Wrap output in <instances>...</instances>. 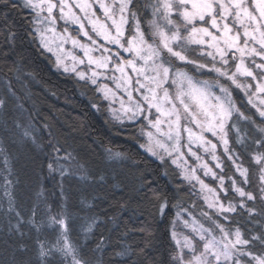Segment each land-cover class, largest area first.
Here are the masks:
<instances>
[{
  "label": "trees",
  "instance_id": "16d2710c",
  "mask_svg": "<svg viewBox=\"0 0 264 264\" xmlns=\"http://www.w3.org/2000/svg\"><path fill=\"white\" fill-rule=\"evenodd\" d=\"M151 1L130 4L146 37ZM5 4L0 0V264H72L54 247L63 244L64 229L53 217L65 220L81 264H176V214L204 209L194 184L168 159L143 152L140 122H115L95 86L56 70L38 43L33 14ZM241 109L250 119L237 131L229 123V146L248 169L254 199L239 201L230 189L220 194L236 203L220 223L240 228L250 242L245 250L261 255L264 199L252 158L264 155V121L242 102ZM223 167L233 173L227 161Z\"/></svg>",
  "mask_w": 264,
  "mask_h": 264
},
{
  "label": "snow or ice",
  "instance_id": "6c2138e0",
  "mask_svg": "<svg viewBox=\"0 0 264 264\" xmlns=\"http://www.w3.org/2000/svg\"><path fill=\"white\" fill-rule=\"evenodd\" d=\"M9 2L11 0H6L5 6ZM96 3L99 4L106 20L111 21L110 26L106 22L101 23L99 18L92 19V17H96V12L92 10L93 4L89 0L75 3V7L84 14L83 17L73 11V6L68 3V0H58V3L55 0H24V6L35 13L38 22L41 14L46 12L47 15L43 19L51 25H55L56 17L53 13L54 9L59 8L61 20L79 25L80 33L91 41L90 44L81 43L72 37L68 34L67 28H65V36L61 39L64 43L71 40L74 47H79L89 66L95 65L97 69H107L110 64L114 63L115 71L121 73L122 79V83H116V88L122 89L127 96V102L120 98L121 108L129 120L134 121L137 117H142L147 121L149 130L144 134L147 136L148 143L142 147H146L152 155H159L158 150H162L170 157L175 153L172 163L179 166L180 161L187 164L182 148H187L188 154L195 157L197 161L201 160L197 152L193 151V145H196L203 148L205 153H209L216 160L218 159L215 155L217 145L205 133H210L212 137L219 139L224 146L225 153H229L226 125L234 113L238 114L240 119L247 120L250 117L240 111L232 99L229 87L222 84L219 79L215 81L198 80L189 72L178 67L175 61L179 60L185 64L195 65L197 70L207 67L206 64L189 59L185 54L188 50L187 45L207 44L209 48L215 49V52L206 53L207 56L212 57L214 62L209 69L210 72L214 71L218 77L226 78L238 88L243 87L238 83V75L252 77L257 81L255 92L252 95L264 93V62H255V57L264 61V0H162V2L158 0V3L153 6V15L156 18L149 21L151 39L146 38L145 32L141 31L140 22L137 20L135 35L128 37L126 43L123 39L125 38L124 25L128 23L126 13L130 14L133 20H136L137 17V14L130 10L132 0H112L111 3H106L105 0H96ZM13 7H15L14 4ZM161 9H163L162 13ZM173 13L183 23L172 19ZM83 20H88L92 32L103 41L102 44L85 30ZM229 20L232 21L231 25L228 23ZM197 22L210 23L211 28L215 29L219 35L214 34L208 27H198ZM182 28L186 31V35L182 34ZM241 28L243 29V38L240 32ZM112 29L115 30L114 33ZM47 30L55 31L54 27ZM205 37H210V40H206ZM107 45L116 46L118 51L113 52ZM44 46L47 47V44ZM57 47L63 50L62 45H57ZM48 50L52 49L48 48ZM95 51H100V55L93 56L92 53ZM124 53H127L131 58L125 59ZM236 53H239V57L236 56ZM230 54L233 60L238 59L239 61L236 63L235 71L231 73L227 67ZM217 56L220 58V67H217L215 63ZM245 58L252 60L255 68L260 70L259 75L254 74V71L245 65ZM73 59L77 58L73 57ZM78 62L83 64L85 60L79 59ZM127 67H131L137 77L135 84L138 87L136 88L131 87V77L125 72ZM73 71L76 69L73 68ZM100 74L97 71H92L90 79L93 84L97 83L95 77ZM77 75L80 79H85V73L77 72ZM112 79L117 80L116 77H112ZM104 87L107 88V85ZM216 87L219 88L220 94H216L213 90ZM244 90L247 91V88ZM108 91L112 90L108 89ZM133 92L136 93V96L133 95ZM112 95L115 97L117 93L113 91ZM249 103H252L259 115L264 117V108L253 103L251 96ZM260 104L264 105V99L260 100ZM153 109L157 114L154 120L151 119ZM145 112L147 115L144 114ZM165 125L166 130L162 127ZM152 129L155 131L153 132ZM183 133H187V143H183ZM160 158L163 159L162 156ZM229 159H233V157L229 155ZM254 159L259 164L264 162V155L255 156ZM233 163H235L234 160ZM216 166L220 167V163H217ZM199 167L205 169V175L211 172L207 163L201 164ZM236 168L240 176L244 178V183H248V169L241 165H236ZM196 171L195 167L186 170L184 178L189 182L197 181L201 185L202 191L207 189L208 193L214 197L209 202L208 197L205 196L208 208L218 207V214L235 212L236 207L231 202L227 206L219 203L216 190L208 187L196 175ZM261 172L264 173V169H261ZM211 174L213 178H216L214 172ZM219 179L220 190L225 191V195H227L223 186V177ZM260 180L264 184V174L260 176ZM5 182L9 181L6 179ZM232 185L233 191L240 197L247 196L248 200L254 199L253 195L246 192L235 180L232 181ZM166 207V202L160 205L161 213ZM240 207H245L243 201H241ZM203 215L211 219L207 212H204ZM53 222L64 229L61 233L63 244L61 245L60 239H58L54 245L56 251L61 252L66 258L70 257L72 264H81V261L77 259L76 249L68 238L65 220L63 218L57 220L53 217ZM212 223L215 225L214 228H205L203 224H199L195 220L191 222L193 238L185 236L182 245L179 240L176 241L180 246V251L173 259L178 264H242L241 256L249 257L251 264H264V254L256 255L245 250L243 246L250 242L243 238L240 228L237 227L232 231L215 220ZM185 226H189L188 221H185ZM216 229L219 230V235L216 234ZM173 236L175 238V233ZM196 237L199 242H202V249L199 251L195 242ZM253 239H259V237H253ZM47 254L42 246L40 255Z\"/></svg>",
  "mask_w": 264,
  "mask_h": 264
},
{
  "label": "rangeland",
  "instance_id": "374dc122",
  "mask_svg": "<svg viewBox=\"0 0 264 264\" xmlns=\"http://www.w3.org/2000/svg\"><path fill=\"white\" fill-rule=\"evenodd\" d=\"M12 1L18 2L24 8H26L24 6V0H12ZM55 2L58 3V0H55ZM78 2H81V0H68V3L73 6V11H75L77 15L83 17L84 14L82 12H80L79 8L75 7V3H78ZM89 2L93 4L92 10H94L96 12V17H92V19L99 18L101 23L106 22L110 26L111 21L106 20V18L103 15V11L99 8V4L96 3V0H89ZM105 2L111 3L112 0H105ZM159 2H162V0H159ZM157 3H158V0H152L150 8L147 9L148 15L150 17L149 21L156 18L153 15V13H154V7L153 6L156 5ZM26 9L33 14L34 32H35V35L37 37L38 43L46 53H48L52 56V58L54 60L55 69L58 71H61L64 74H72L79 81H87L92 86H95L97 88V93L100 95L102 101H104L107 104L109 114L115 122H117V123L140 122L142 128L144 129V131L141 132V137L143 138L145 145H147L148 139H147V136L144 134L146 131L149 130L148 126H147V121L143 120L142 117H137L136 120H134V121L129 120L128 116L125 115L123 109L121 108L120 98H123L127 102V96L125 95V93L123 92L122 89L116 88V83L117 82L122 83V79H121V73L118 71H115L114 63L110 64L109 68H107V69H97L95 67V65L89 66L87 63V59L84 58L83 51L79 47H74L71 40H68L66 43H64V41L61 39V37L65 36V28H67L68 34H70L75 39L81 41V43L90 44L91 41H89L86 37H84L80 33V29H79L78 24L66 22L65 20H61L59 18L60 17L59 8L54 9V13H53V15L56 17L55 25H51L48 21H45L43 19V17L47 15L46 12L41 14L40 21L38 22L35 13L32 10H30L29 8H26ZM65 11H67V9H65ZM162 12H163V9H161V13ZM126 16L128 18V23L126 25H124L125 38H123V39H124L125 43H126V39L128 37L135 35V25L137 23L136 20H134L133 25L130 26V28H129L128 26L130 24L131 16L128 13H126ZM117 18H118V16H117ZM171 18L176 20L178 23H183L175 13H173ZM149 21L147 23L149 34L147 35L146 38L151 39ZM82 22L85 24V30L88 31L89 34L93 36V38L97 39L98 42L102 44L103 41L99 37H96L95 33L92 32V28H91V25L89 24L88 20H83ZM228 23L231 25L232 21L229 20ZM197 26L198 27H208L209 30L212 31L214 34L219 35V33H217L215 29L211 28L210 23L209 24H202L201 22H197ZM52 27H54V29H55L54 32L47 30V29L52 28ZM38 29H39V31H37ZM112 31H113V33L115 32L114 29H112ZM181 32L184 35L187 34L183 28L181 29ZM240 32H241V36H242V33H243L242 28L240 29ZM42 35H43V43H42ZM242 38H243V36H242ZM205 39L210 40V37H205ZM45 44H47V47L44 46ZM57 45H62L63 50H61L60 47H57ZM107 47H109L113 52L118 51V49L114 45H107ZM48 48H51L52 50L49 51ZM187 49L188 50L185 54L188 56L189 59L195 60L198 63L206 64L207 67L197 70L195 65L185 64L184 62L176 60L175 63L178 67L182 68L184 71L189 72L190 75H193L196 79L201 80V81H203V80L215 81V80L219 79V81L222 84L229 87V90L232 93L233 101L235 102V104L239 103L238 108H240V111H242V109H241V102H242V103L246 104V109L248 112L251 111L252 115H254V116H256V117H258L264 121V117H261L259 115V113L256 110V107H253V104L249 103V97L251 96L253 103H255L257 106H259L261 108H264V105L260 104V100L264 99V93H256V95H254V96L252 95V93H254L255 89H256V84H257L256 80H253L252 77L238 75L237 76L238 83H240L243 86L241 88H238V87H236V85H233L231 83V81L227 80L226 78L218 77V75L214 71L213 72L209 71V69L212 67V64L214 62L212 60V57L207 56L206 53L209 51L215 52V49L209 48L207 46V44H204V45L191 44V45H187ZM202 53H204V54H202ZM92 55L93 56H99L100 51H95L92 53ZM236 56L239 57V53H236ZM58 57H59V60H58ZM73 57H76L77 59H73ZM123 57L125 59L131 58L127 53H124ZM228 58H229V65L227 67H228L229 72L231 73V72L235 71L236 63L239 61H238V59L233 60L231 58V54L229 55ZM79 59H84L85 62L83 64H80L78 62ZM255 62L261 63L264 61H261V59L259 57H255ZM215 63H216L217 67L221 66L219 56H217ZM245 65L248 66L251 70H253L254 74L259 75L260 70L255 68V64L252 63V60L250 58H245ZM66 68H67V70H65ZM73 68H75L76 71H73ZM92 71H97V72L101 73L99 76L95 77V79L97 80L96 84H93L91 79H90V77H92ZM77 72L85 73V79H80V77L77 75ZM125 72L128 74L129 77H131V87L132 88L138 87V85L135 84L137 77H136L135 73L132 71L131 67L125 68ZM112 77H116L117 80L114 81L112 79ZM105 85H107V88L104 87ZM249 85H250V87H248ZM245 88H247V91L244 90ZM108 89H111L112 91H108ZM213 90L216 92V94H220L218 87L214 88ZM113 91L117 93V95L115 97H113V95H112ZM133 95L136 96V93L133 92ZM106 96H107V98H105ZM236 98H238V100H236ZM236 106H237V104H236ZM144 114L147 115V112H145ZM156 115L157 114L155 113V110L153 109L151 119L154 120ZM233 117H236L235 119L238 123L237 126L231 122ZM233 117L229 120L228 125H226L228 148L230 149L229 153H227V154L225 153L224 146L220 142L219 139H217L216 137H212L210 133H205V135L209 139H211L213 141V143H215L217 145V148L215 150V155L218 159H216V160H214L209 153H205L203 148L197 147L196 145H193V151L197 152V154L201 157V160L197 161L195 159V157L188 154L187 148H182V151L184 153V160L187 161V164H185L183 161H180L179 166L177 164L172 163V160L175 158V153L173 154V156L170 157L166 153H164L162 150H158L160 154L154 156L149 151H147L146 147H143L142 150L146 155H148L149 157H151L154 160L160 161L163 159H168L172 163V165L175 168H177L181 177L187 182H189V181L184 178V174H185L186 170H190L191 168L195 167L197 169L196 175L199 176L200 179L203 180L206 185H208V187L216 190V194L219 196V203H222L225 206H227L231 202L235 206V204H236L235 202H232V201L223 202L220 199V194H223L225 197L227 195H225V191L220 190V183L221 182H220L219 178L223 177V186H224V189L226 190L227 194H228V189H230L231 192L239 199V201L242 199H247V196L242 198L238 194H236L233 191L232 181L235 180L237 182V184L240 187H242L245 191L249 189V193H250V188H249L250 183H249V181H248V183H244V178L241 177L239 172L237 171L236 165H241L243 168H246V167L241 163V160H239L237 155L234 153V151L231 150V148L229 146V136H228L229 135L228 134L229 133L228 132L229 123H231V125H233V130L237 131V127L240 124L239 122L242 121L241 119L238 118V114H236V113L233 114ZM162 127H164L166 130V125L162 126ZM192 127L195 130V126L193 125ZM262 128H263V132H264V126ZM152 131L154 132L155 130L152 129ZM161 139H163V138L161 137ZM183 143H187V133H183ZM229 155H231L233 157V159H229ZM161 156L163 157V159L160 158ZM254 157L252 158V162H253V165L256 166L255 176H254L256 181H257L256 187L258 189V193H260L261 197H263V199H264V190H262V189H264V184H262V182L260 180V176L262 174H264L261 172V169H264V162H261L258 164V163H256ZM233 160L235 161V163H233ZM226 161L229 163V165L232 166V172H233L232 174H228L229 173L228 171L227 172L224 171L223 163ZM204 163H207L208 168L211 169V172L208 175H205V169H202L201 167H199V165L204 164ZM217 163H220V167L216 166ZM212 172H214L216 174V178H213V176L211 174ZM223 173H226L227 177L223 176ZM256 174H257V176H256ZM189 183L194 184L195 188L199 192L200 197L203 201L204 209L202 211H198V212L187 211V212H178L176 214V218H175L176 221L174 222L173 226L170 229L171 242H172V247H173V251H174V253H173L174 256H176L180 251V246L176 242L177 240H179L180 244L182 245L184 242L185 236H188L189 238H193L194 234L191 230V222L193 220L197 221L199 224H203V226L205 228H214L215 225L212 223L213 220L220 223L221 220H225V216L227 214L232 213V212H228V213L218 214V207L217 208H211V209L208 208L207 203L205 201V196L208 197L209 202H211L214 199V197L208 193L207 189L202 191L201 185L197 181L193 180L192 182H189ZM204 212H207L209 214V216L211 217V219H209L208 217H205L203 215ZM185 221H188L189 226H187V227L185 226ZM173 233H175V238L173 236ZM216 234L219 235L218 229H216ZM195 242L197 245V250L198 251L201 250L202 249V242L198 241V237L195 238ZM185 252H187V249H185ZM240 259L242 261V264H251L249 257H247V256H241ZM176 264H178L177 261H176Z\"/></svg>",
  "mask_w": 264,
  "mask_h": 264
}]
</instances>
